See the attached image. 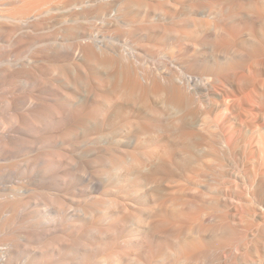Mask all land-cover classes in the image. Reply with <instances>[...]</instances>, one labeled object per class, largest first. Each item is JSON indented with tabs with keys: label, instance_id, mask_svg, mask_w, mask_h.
I'll return each instance as SVG.
<instances>
[{
	"label": "bare ground",
	"instance_id": "1",
	"mask_svg": "<svg viewBox=\"0 0 264 264\" xmlns=\"http://www.w3.org/2000/svg\"><path fill=\"white\" fill-rule=\"evenodd\" d=\"M216 12L0 0V264H212L218 229L251 230L234 209L264 221L262 162L232 126L264 119V49L249 62Z\"/></svg>",
	"mask_w": 264,
	"mask_h": 264
},
{
	"label": "rangeland",
	"instance_id": "2",
	"mask_svg": "<svg viewBox=\"0 0 264 264\" xmlns=\"http://www.w3.org/2000/svg\"><path fill=\"white\" fill-rule=\"evenodd\" d=\"M185 1L186 3H190L193 0H185ZM210 1L215 7V11L217 10V12L215 13L216 14L215 16L217 19H220L223 16H229L228 24L230 27H232V29L236 33V36L234 37V40H233L234 48L236 50L237 48L238 50L239 49L243 50V53L246 52L245 56L246 57L249 56L250 58L248 57V59L251 60L249 62H253V60L255 59L257 55L255 51L259 50L260 48L264 49V0H210ZM240 12L244 13V15L239 18L237 17V14ZM253 17L257 19L253 21L252 20ZM261 43H263V46L261 45ZM259 45L261 47H259ZM169 50L170 48H166V50L164 49L165 52ZM261 50H259V52H263V50L262 51ZM238 58L239 57L235 59H238ZM237 115L238 113L232 114L233 129L234 130L237 129L239 132V134L238 132L235 133V135L236 136L238 135V138H239V148H236V151H235L237 158L239 157V152L242 151L243 153V151L245 150L244 146L247 144V138H248V144L250 146V151H251V156H252L250 164H252L253 159L256 162L257 161L260 163L262 162V166L260 167H261V170H264V161H263L264 160V154H263L264 153V127H263L264 119H263V116L258 117L257 119L253 116H248L246 118V124H241L240 122H238ZM239 127L242 128L241 131H239ZM244 136H245V139H244ZM245 141H246V144H244ZM252 153H254L253 154L254 156L252 155ZM253 166H254V163L253 165L250 166V168ZM249 173L250 174L247 175L248 176L247 177L248 181L246 180L247 183L250 182V179H248L249 176L253 175L251 173V170H249ZM240 184H242V182H240ZM234 195L237 197V201H238L237 203H239V205L241 206L246 205L249 208L251 207L249 206L250 204H248L249 193L246 190L244 191L242 187L236 188L234 190ZM240 210L239 211H236L235 209L233 210L234 213L236 212L235 218L237 219V221L240 219L244 221L247 220V223L249 224L251 223L250 225L251 230L249 232H246L247 237L245 236L243 237L244 234H242V236L241 234H237L236 236L234 235L230 237H224L222 236L221 229H218L217 230L218 235L215 236V240H216L215 244L213 246V249L209 253V257L213 260L212 264H222V263L224 264V262L225 264L227 263L233 264L236 261L241 262L244 258L243 256H245L244 254L246 253V250H248L247 248H249V252L252 251L253 253L252 255L249 256V258H246L249 260L247 262L248 264H264V240L260 241L261 239L260 240L258 239V236L264 234V223H263L264 221L262 219H258V223H259V220H260V223L256 224L257 222L256 217L251 216V215L247 216V213H244L242 212V210L241 211ZM220 213H222L221 209H219L218 214ZM239 213L242 215V217H240L241 215ZM252 224L254 225L252 226ZM249 233H251L252 236ZM219 234L221 237L219 236ZM255 237L257 238L255 239ZM230 238L231 239L233 238V242H231ZM221 240H223V244H221ZM232 243L233 244L237 243V244L233 245ZM253 246H255V248ZM237 247L239 249H237ZM253 249H254V252H253ZM243 261L242 263L246 264ZM250 261H253V262H250ZM200 263L205 264L203 261H201ZM156 264H175V263L171 259L164 260L162 258H159L156 261Z\"/></svg>",
	"mask_w": 264,
	"mask_h": 264
}]
</instances>
